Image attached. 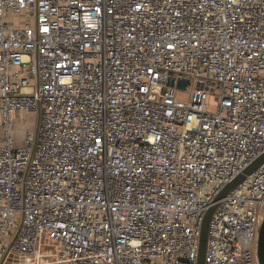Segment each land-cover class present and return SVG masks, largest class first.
I'll use <instances>...</instances> for the list:
<instances>
[{"label":"built area","instance_id":"2783aa9c","mask_svg":"<svg viewBox=\"0 0 264 264\" xmlns=\"http://www.w3.org/2000/svg\"><path fill=\"white\" fill-rule=\"evenodd\" d=\"M0 114V264H260L264 0H0Z\"/></svg>","mask_w":264,"mask_h":264},{"label":"water","instance_id":"95a60500","mask_svg":"<svg viewBox=\"0 0 264 264\" xmlns=\"http://www.w3.org/2000/svg\"><path fill=\"white\" fill-rule=\"evenodd\" d=\"M180 84L185 86L186 81L181 80ZM263 161H264V152L259 157H257L249 166H247L246 169L242 173H240L233 181H231L224 188V190L219 194L217 199L225 196L229 192V190H231L239 181L242 180L245 174L252 172ZM215 207H216V204L210 206L209 209L206 211L204 218H203V222L201 226L197 264H205V253H206V247H207L209 223H210L212 214L215 210ZM257 251H258V257H259L260 264H264V220L261 225L260 232H259Z\"/></svg>","mask_w":264,"mask_h":264},{"label":"rangeland","instance_id":"374dc122","mask_svg":"<svg viewBox=\"0 0 264 264\" xmlns=\"http://www.w3.org/2000/svg\"><path fill=\"white\" fill-rule=\"evenodd\" d=\"M179 97L182 99H189V93L188 92H181L179 93ZM207 103L209 104L210 108H215L216 106V95L215 93H208L207 96ZM14 121H18L20 123V125L22 126V128L19 130H23L21 131V134H23V132L27 129L30 128L31 126H33L34 124V116L32 114H28V113H24V112H20L14 115ZM0 122H1V114H0ZM1 126V123H0Z\"/></svg>","mask_w":264,"mask_h":264},{"label":"crops","instance_id":"0c3cea01","mask_svg":"<svg viewBox=\"0 0 264 264\" xmlns=\"http://www.w3.org/2000/svg\"><path fill=\"white\" fill-rule=\"evenodd\" d=\"M14 126H15V128L17 129V131L19 132V133H17V135H18V136H22L21 131H23V130L19 131V130L22 128V126L20 125V123H19L18 121H14ZM18 129H19V130H18ZM23 133H24V132H23Z\"/></svg>","mask_w":264,"mask_h":264}]
</instances>
